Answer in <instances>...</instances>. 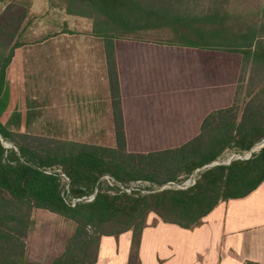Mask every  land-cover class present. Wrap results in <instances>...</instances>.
Segmentation results:
<instances>
[{"label": "trees", "instance_id": "trees-1", "mask_svg": "<svg viewBox=\"0 0 264 264\" xmlns=\"http://www.w3.org/2000/svg\"><path fill=\"white\" fill-rule=\"evenodd\" d=\"M0 264H33L27 242L34 209L53 212L73 224L63 250L47 264H95L100 238L131 231L126 264H140L139 245L147 218L192 229L221 201L244 197L264 180V146L247 160L202 170L186 189L110 193L100 180H137L162 185L178 180L228 150H246L264 138V0H65L69 15L91 21L100 40L110 97L113 145L68 139L34 130L37 108L7 77L17 50L28 43L32 0H0ZM148 31H169L173 43L217 59L234 58L237 77L231 102L211 109L186 141L148 151H131L127 137L116 48L122 39ZM58 167L72 195L98 191L91 202L68 206L61 179L43 171ZM40 264V263H38ZM247 264H256L247 262Z\"/></svg>", "mask_w": 264, "mask_h": 264}, {"label": "rangeland", "instance_id": "rangeland-1", "mask_svg": "<svg viewBox=\"0 0 264 264\" xmlns=\"http://www.w3.org/2000/svg\"><path fill=\"white\" fill-rule=\"evenodd\" d=\"M64 3L32 0L22 35L28 43L17 50L7 77L34 101L35 131L113 145L100 40L91 33V21L65 13ZM173 39L169 31H148L119 42L116 57L131 151L178 145L197 133L207 112L231 102L237 60H216ZM139 67L145 76L133 77ZM232 151L226 150L221 160ZM36 224L29 235V254L51 260L63 250L73 224L55 213Z\"/></svg>", "mask_w": 264, "mask_h": 264}, {"label": "crops", "instance_id": "crops-1", "mask_svg": "<svg viewBox=\"0 0 264 264\" xmlns=\"http://www.w3.org/2000/svg\"><path fill=\"white\" fill-rule=\"evenodd\" d=\"M116 63L126 126L122 98L123 76L117 57ZM136 69L133 77H138L139 74L145 76L143 67L141 72L138 71L141 67ZM106 90L111 115L108 82ZM52 213L48 210L42 213L33 211L34 230L42 217ZM130 243L131 231H124L117 237L102 236L95 264H126ZM27 253L29 261L40 264L50 261L31 257L29 237ZM139 258L140 264H247L248 261L264 264V180L244 197L219 202L204 216L202 223L192 229L163 222L154 213H150L141 233Z\"/></svg>", "mask_w": 264, "mask_h": 264}, {"label": "built area", "instance_id": "built-area-1", "mask_svg": "<svg viewBox=\"0 0 264 264\" xmlns=\"http://www.w3.org/2000/svg\"><path fill=\"white\" fill-rule=\"evenodd\" d=\"M0 140L5 148L12 147V144L0 137ZM264 146V138L254 143L249 149L246 150H234L232 151L229 156L225 160H221V156L215 159L214 161L203 165L200 168L195 169L192 173L185 177H180L178 180L167 181L166 183L156 186L152 185L148 181L144 180H137L134 182H130L129 184H122L114 180L113 177L110 175H103L100 177V180L105 181L109 186L115 188L113 190H109L110 193L116 192H125V193H132V192H139L141 194L154 192L157 190H161L164 188H172V189H186L193 186L196 183V180L199 177V174L202 170L215 166V165H227L231 161L234 160H247L251 158L255 153H257L262 147ZM43 171L47 174L56 175L61 179L62 188L60 191V196L62 197L63 201L70 207H74L79 203H88L91 202L97 191V186L94 187L93 191L88 194L83 195H72L70 192V181L69 177L58 167H44Z\"/></svg>", "mask_w": 264, "mask_h": 264}]
</instances>
